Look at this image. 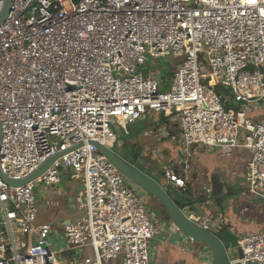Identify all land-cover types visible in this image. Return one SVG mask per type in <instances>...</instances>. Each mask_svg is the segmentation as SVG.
Returning <instances> with one entry per match:
<instances>
[{
  "label": "built area",
  "instance_id": "2783aa9c",
  "mask_svg": "<svg viewBox=\"0 0 264 264\" xmlns=\"http://www.w3.org/2000/svg\"><path fill=\"white\" fill-rule=\"evenodd\" d=\"M162 57L178 63L165 89L159 73L144 76ZM260 106L264 0H12L0 25V172L21 181L63 155L24 186L0 178V264H150L156 214L94 144L113 150V126L128 135L152 113L179 124L183 172L163 171L171 187L186 191L198 149H241L246 190L264 201V118L247 115ZM61 175L80 183L76 217L39 224L40 196ZM238 246L234 264H264V232Z\"/></svg>",
  "mask_w": 264,
  "mask_h": 264
},
{
  "label": "crops",
  "instance_id": "0c3cea01",
  "mask_svg": "<svg viewBox=\"0 0 264 264\" xmlns=\"http://www.w3.org/2000/svg\"><path fill=\"white\" fill-rule=\"evenodd\" d=\"M255 112L252 114L254 122L264 118V107L260 106ZM144 122H146L147 138L155 142L165 139L167 141L165 152L171 153L167 155L169 159L161 167V173L154 166L147 167L144 164L141 168L162 186L168 185L163 177L165 169L181 175L183 172L179 124L168 121L158 123V116L151 119L146 117L137 123ZM140 136L136 137L137 143L146 139ZM155 149L157 150L154 155L159 154L158 148ZM139 157L140 154L137 153L136 159L139 160ZM249 158L247 151L241 149H232L229 154H225L220 148L210 150L200 148L194 154L191 169L186 177V191L172 187L168 194L183 211L201 216L203 223L210 227L209 231L217 230L213 227L217 224L222 229H228L239 239L247 234L262 233L264 232V201L251 197L245 187L244 172ZM135 188L138 197L155 212L160 229V233L150 242L153 252L150 264H212V257L207 258L204 255L200 244L179 232L162 216V208L153 197ZM207 189L212 194L209 199L210 204L204 205ZM190 191L193 197L190 196ZM178 194L181 196L179 199H177ZM66 204H69L68 199Z\"/></svg>",
  "mask_w": 264,
  "mask_h": 264
},
{
  "label": "water",
  "instance_id": "95a60500",
  "mask_svg": "<svg viewBox=\"0 0 264 264\" xmlns=\"http://www.w3.org/2000/svg\"><path fill=\"white\" fill-rule=\"evenodd\" d=\"M12 0H6L2 11L0 12V25L3 23L9 12ZM1 139V128H0ZM96 148L108 159V161L135 187L153 197L161 206L162 216L179 232L184 234L192 241L201 245L204 253L212 256V264H234V261L242 259V251L238 246L239 238L228 229H222L216 226L217 230L204 231L198 225L190 222L184 211L177 205L172 197L169 196L171 185L162 186L156 180L148 176L141 168H136L127 159L122 157L114 150L106 149L100 145L94 144ZM57 154L44 163H42L31 175L21 181H11L6 179L0 172V178L9 186L18 187L34 181L41 176L59 158ZM239 264V263H235Z\"/></svg>",
  "mask_w": 264,
  "mask_h": 264
},
{
  "label": "rangeland",
  "instance_id": "374dc122",
  "mask_svg": "<svg viewBox=\"0 0 264 264\" xmlns=\"http://www.w3.org/2000/svg\"><path fill=\"white\" fill-rule=\"evenodd\" d=\"M152 59L149 58L147 62V70L144 71V76H149V74H156L159 73L164 80L163 88L168 85L169 76L172 75V72L175 70V67L178 66L177 61L170 57H162L153 60V65L150 64ZM253 110H250L247 115L248 117L252 118ZM261 112H259L260 114ZM255 114H258L255 112ZM158 116V114H150L148 118H154ZM145 123H134L131 126H128L126 135V131L121 129L118 130L116 126H113V130L117 136V142L113 148L114 151L119 152V154L128 160L136 168L144 167V164L147 167L150 165L151 167L154 166L156 170L159 172L161 171V167L165 162L169 159L167 155L171 153L170 151L165 152L167 141L165 139H161L160 142H155L151 138H147L146 135V126ZM130 134V137H128ZM137 135H141L144 141L140 140L139 143L136 139ZM142 142V143H141ZM119 147L117 148V145ZM143 145V146H141ZM143 149H142V148ZM158 148L159 154L157 153L154 155ZM154 150V151H153ZM140 154L139 160L136 159V154ZM159 155V156H158ZM142 169V168H141ZM143 170V169H142ZM144 171V170H143ZM145 172V171H144ZM161 173V172H160ZM61 183L58 185L52 192L51 195L45 196V202L40 196L39 202L37 204L38 214H37V223L39 224H50L52 223L53 226L57 227L58 223L63 219H74L76 217L74 211V200L76 194L79 192L80 183L77 180L67 179L64 175H61ZM194 180V177H193ZM37 188V193H38ZM179 192V191H178ZM177 195V194H176ZM190 196L193 197V194L190 191ZM181 198L180 194H178L177 199ZM68 199L69 204H66V200ZM181 200V199H180ZM59 229L57 228V232L59 233ZM55 239V235L51 239L53 243ZM60 246L62 247L63 244L61 243Z\"/></svg>",
  "mask_w": 264,
  "mask_h": 264
},
{
  "label": "trees",
  "instance_id": "16d2710c",
  "mask_svg": "<svg viewBox=\"0 0 264 264\" xmlns=\"http://www.w3.org/2000/svg\"><path fill=\"white\" fill-rule=\"evenodd\" d=\"M208 85V83H207ZM209 89H211L212 91H214L216 94H224V95H228V91L221 88L220 86H218L217 84H214L212 87H208ZM238 108V105L235 104V103H232V104H227L226 105V109L227 110H235ZM167 120L162 116V115H158V123H164L166 122Z\"/></svg>",
  "mask_w": 264,
  "mask_h": 264
}]
</instances>
